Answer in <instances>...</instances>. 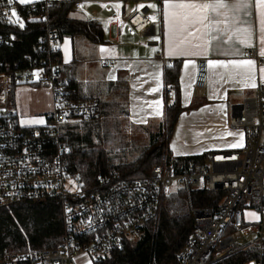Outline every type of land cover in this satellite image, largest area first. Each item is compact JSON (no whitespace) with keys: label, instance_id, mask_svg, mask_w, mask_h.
<instances>
[{"label":"built area","instance_id":"built-area-1","mask_svg":"<svg viewBox=\"0 0 264 264\" xmlns=\"http://www.w3.org/2000/svg\"><path fill=\"white\" fill-rule=\"evenodd\" d=\"M39 1L28 7L17 0L11 4L0 0V20L18 27L30 20L44 22L47 32L42 41L55 56L61 52L62 42L49 28V9L56 2L71 0ZM72 1L76 8L82 7L81 0ZM152 1L160 10L164 0ZM149 12L146 5L126 17L130 32L144 33L154 25ZM9 37L0 35V45L9 42ZM249 55L264 64V57L255 49H250ZM62 68V60L55 57L30 67L0 61V208L28 200L56 199L63 224L58 245L5 251L0 253V264H96L111 250L139 238L158 216L174 185L188 193L202 189L224 193L216 205H191L195 229L177 253L178 264H211L252 246L264 256V80L253 95L231 108L230 127L245 132L242 148L209 151L204 155L205 163L200 164L165 159L145 177L109 171L89 180L72 169L71 147L63 142V132L73 118L94 117L99 100L71 98L72 92L61 77ZM208 77L207 61L198 60L195 86L205 88ZM22 81H44L52 90L53 111L41 125L19 122L13 91ZM165 90L173 100V89L165 86ZM248 211L256 212L255 220L246 217ZM249 236L253 237L242 241ZM245 264L263 263L253 259Z\"/></svg>","mask_w":264,"mask_h":264},{"label":"crops","instance_id":"crops-1","mask_svg":"<svg viewBox=\"0 0 264 264\" xmlns=\"http://www.w3.org/2000/svg\"><path fill=\"white\" fill-rule=\"evenodd\" d=\"M17 1L25 4L39 0ZM81 2L82 7L77 8L83 14L81 18L99 20L104 27L107 42L95 46L82 39L80 46L83 54L78 55L76 44L79 40H76L74 46L73 40L66 37L61 43L62 62L70 64L75 58L78 65L75 76L83 94L106 101L109 108L117 107L118 101L123 100L126 105L124 114L134 124L146 126L151 119L158 121L163 118L164 69L173 60L180 61L179 80L184 107L193 101L195 89H201L194 84L197 62L200 59L207 61L213 100L220 103L218 113L223 116L227 128L230 127L232 106L253 94L258 83L264 80V64H259L255 57L249 55L250 49H255L259 56L264 57V3L261 0H243L244 6L239 9L233 7L236 0H226L229 8L220 9V15L209 11L207 19L191 24L187 31L175 38L171 34L170 20L165 18V0L160 10L152 0ZM128 2H132L134 7L128 9ZM139 2L149 7L150 3L155 5L154 9L150 7L149 12L154 25L144 33H132L126 17L139 8ZM184 2L205 4L214 0ZM80 70L83 71V80L79 78ZM112 83H120V93L114 95L110 92ZM124 86L127 93H124ZM209 86L210 83L206 85L207 88ZM117 113L118 116L122 115V110ZM186 114L185 110L180 115L175 129L180 126ZM169 145L173 155L183 156L175 152L171 143ZM218 150L235 149L220 146ZM209 151L213 150L206 149L203 153Z\"/></svg>","mask_w":264,"mask_h":264},{"label":"trees","instance_id":"trees-1","mask_svg":"<svg viewBox=\"0 0 264 264\" xmlns=\"http://www.w3.org/2000/svg\"><path fill=\"white\" fill-rule=\"evenodd\" d=\"M40 1L25 3L28 7ZM74 2H56L49 9V28L56 31L60 41L70 37L75 42L83 38L98 46L107 42L102 23L97 19H81L71 16L75 9ZM77 9V8H76ZM47 25L39 20H30L24 26L18 27L7 21L0 20V35L9 36V42L0 45V61L5 63H25V66L46 63L53 57L62 60V52L50 55L43 44ZM77 60L63 64L62 80L75 100L88 99L76 78ZM180 61L173 60L165 65V86L173 89L174 98L169 102L168 91L164 90L165 110L164 127L150 135V145L134 160L114 163L110 153L102 147L78 149L89 140L87 134L73 133L67 124L64 125L63 142L71 147L70 165L74 172L85 179L94 180L99 172L117 171L123 176L145 177L152 167L165 159L188 165L191 162L200 163L204 155L174 156L170 149V137L180 115L186 110L182 104L181 86L179 80ZM40 83L31 85L37 86ZM120 86V83H112ZM99 108L94 117L83 118L84 121L94 119L97 123L107 121V115L112 113L106 101L98 98ZM111 104V103H109ZM73 137V145L68 139ZM178 193H188L177 191ZM177 193V194H178ZM223 192L208 190H193L187 195L193 206L216 205ZM174 193L170 196L173 197ZM195 229L193 216L183 213L172 198H164L159 214L151 220L144 232L134 241H127L121 248H116L96 261V264H178L177 253L188 242L189 234ZM63 236L61 205L56 199L44 201L28 200L11 208H0V253L5 251L23 250L30 246L34 249L54 247ZM261 260L259 248L252 246L234 255L217 260L211 264H245L250 260Z\"/></svg>","mask_w":264,"mask_h":264},{"label":"rangeland","instance_id":"rangeland-1","mask_svg":"<svg viewBox=\"0 0 264 264\" xmlns=\"http://www.w3.org/2000/svg\"><path fill=\"white\" fill-rule=\"evenodd\" d=\"M139 8L143 2H139ZM151 9H154L153 4L150 3ZM128 9L134 7L132 2L127 3ZM82 11V10H81ZM82 15V16H81ZM74 18L83 17L82 12L74 9L71 12ZM84 19V18H81ZM79 38L76 44L77 54L82 55ZM84 66V65H82ZM100 68V66H99ZM102 68V67H101ZM83 71H79V78ZM209 76V74H208ZM38 78V77H37ZM206 89H195L193 101L186 107L187 114L183 116V121L178 128H174L173 134L170 137V142L175 152L180 155H199L206 149L218 150L220 146H230L233 149H240L245 144V132L242 129L227 128L224 125L225 120L223 116L218 113L220 103L213 100L212 82L209 81ZM122 86L117 84L110 85V92L114 95L120 93ZM124 93L126 88L124 86ZM211 92V93H210ZM253 94H250L251 96ZM13 100L18 113L19 122L24 126L40 125L44 122L45 116L53 111V93L49 85L42 81L39 85L34 86L29 82L22 81L16 85L13 91ZM121 104V106L119 105ZM126 109L125 102L118 101V106L112 108V113L107 115V121L97 123L94 119L73 118L66 124L73 133L79 132L87 134L89 140L84 146H79L78 149H87L92 147H102L106 149L111 156L114 163L127 162L136 159L149 145L150 135L164 127L163 118L158 121L151 119L146 126L132 123L124 114ZM122 110V115H117ZM160 121V122H159ZM161 123V124H159ZM69 144L73 145V137L68 139ZM199 163V162H198ZM200 163H205V160ZM199 163V164H200ZM177 191H185L174 185L172 192L166 195L176 203L183 213L192 215V207L189 201L188 193H178ZM174 193L173 197L170 195ZM178 193V194H177ZM256 212L248 211L246 217L249 220L256 219ZM251 237H245L242 241H248Z\"/></svg>","mask_w":264,"mask_h":264},{"label":"snow or ice","instance_id":"snow-or-ice-1","mask_svg":"<svg viewBox=\"0 0 264 264\" xmlns=\"http://www.w3.org/2000/svg\"><path fill=\"white\" fill-rule=\"evenodd\" d=\"M21 2H24V0H21ZM261 2L264 3V0H261ZM8 3L11 4L12 0H8ZM116 6L119 7V5ZM243 6V0H236V3L233 5L236 9ZM153 7H155V5H153ZM165 8V18L166 20H170L171 34L172 37L175 38L187 31L191 24L201 23L207 19L209 11L220 15L221 13L219 10L228 9L229 5L226 3V0H214L212 3L205 4L184 2V0H179V2H174V0H165ZM169 9L171 11H169ZM12 15H15L14 10ZM189 35H191V33H189ZM170 54L172 53L170 52ZM262 55H264V53H262ZM209 63L211 64L212 62L210 61ZM252 86L255 87L254 84Z\"/></svg>","mask_w":264,"mask_h":264}]
</instances>
